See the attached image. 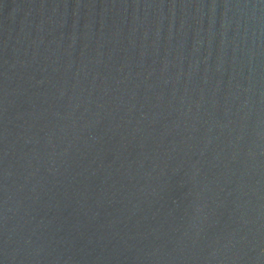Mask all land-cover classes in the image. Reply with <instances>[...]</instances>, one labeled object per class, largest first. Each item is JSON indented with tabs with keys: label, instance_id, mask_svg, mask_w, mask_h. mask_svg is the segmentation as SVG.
<instances>
[{
	"label": "water",
	"instance_id": "95a60500",
	"mask_svg": "<svg viewBox=\"0 0 264 264\" xmlns=\"http://www.w3.org/2000/svg\"><path fill=\"white\" fill-rule=\"evenodd\" d=\"M0 264H264V0H0Z\"/></svg>",
	"mask_w": 264,
	"mask_h": 264
}]
</instances>
